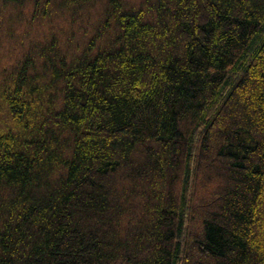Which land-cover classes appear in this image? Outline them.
<instances>
[{"label":"trees","instance_id":"trees-1","mask_svg":"<svg viewBox=\"0 0 264 264\" xmlns=\"http://www.w3.org/2000/svg\"><path fill=\"white\" fill-rule=\"evenodd\" d=\"M0 264H264V0H0Z\"/></svg>","mask_w":264,"mask_h":264}]
</instances>
